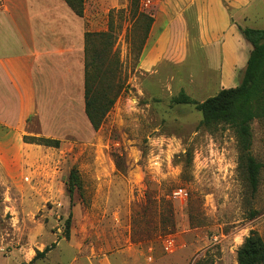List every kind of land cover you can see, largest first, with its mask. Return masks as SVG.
Returning a JSON list of instances; mask_svg holds the SVG:
<instances>
[{"label":"rangeland","instance_id":"374dc122","mask_svg":"<svg viewBox=\"0 0 264 264\" xmlns=\"http://www.w3.org/2000/svg\"><path fill=\"white\" fill-rule=\"evenodd\" d=\"M147 1L140 8L151 14ZM128 7L129 0H83L86 32H105L113 18L123 86L98 130L82 111L51 137L58 148L24 150L23 136L38 137L36 118L20 139L0 141V264H237L251 233L264 243V128L251 124L250 153L261 164L251 196L233 131L202 129L193 105L173 101L180 91L200 102L220 90L218 51L203 50L200 62L176 53L141 71L146 39L140 46ZM250 18L246 27H264L260 14ZM72 169L81 187L70 195Z\"/></svg>","mask_w":264,"mask_h":264},{"label":"crops","instance_id":"0c3cea01","mask_svg":"<svg viewBox=\"0 0 264 264\" xmlns=\"http://www.w3.org/2000/svg\"><path fill=\"white\" fill-rule=\"evenodd\" d=\"M147 2L153 21L138 60L141 71L171 62L176 53L199 56L214 48L220 56V89L238 84L236 75L251 51L238 27H246L254 14L264 19V0ZM250 7L259 10L248 14ZM85 32L63 0H0V141L20 139L33 118L38 136L51 138L79 117ZM223 77L230 82L224 84ZM22 143L25 151L45 148Z\"/></svg>","mask_w":264,"mask_h":264},{"label":"trees","instance_id":"16d2710c","mask_svg":"<svg viewBox=\"0 0 264 264\" xmlns=\"http://www.w3.org/2000/svg\"><path fill=\"white\" fill-rule=\"evenodd\" d=\"M77 17L82 16L83 0H63ZM140 0H129L131 30L139 29V45L147 38L153 18L152 14L140 8ZM121 11H118V13ZM105 32L84 34V115L93 131L98 130L106 114L112 108L123 88L119 76V63L113 46L116 39L115 24L109 13ZM244 39L251 45L243 75L235 87L222 88L213 96L197 102L180 91L173 101L190 104L200 113L198 126L212 130L219 126L230 128L237 146V165L241 169L250 195L258 188L261 164L251 155V124L260 122L264 128V29L238 27ZM142 49H139L138 58ZM23 142L49 148H58L59 140L44 136H23ZM77 171L72 169L67 180L71 195L80 189ZM251 212V215H254ZM70 215L65 220V235L68 236ZM50 248L37 252L44 255ZM237 264H264V243L255 233L246 237L236 251Z\"/></svg>","mask_w":264,"mask_h":264},{"label":"built area","instance_id":"2783aa9c","mask_svg":"<svg viewBox=\"0 0 264 264\" xmlns=\"http://www.w3.org/2000/svg\"><path fill=\"white\" fill-rule=\"evenodd\" d=\"M148 2H146V4H147ZM216 239H217V237L216 236H212V240L215 242L216 241Z\"/></svg>","mask_w":264,"mask_h":264}]
</instances>
